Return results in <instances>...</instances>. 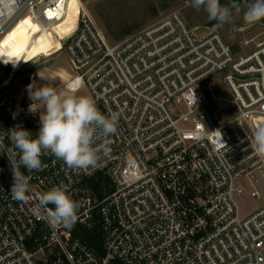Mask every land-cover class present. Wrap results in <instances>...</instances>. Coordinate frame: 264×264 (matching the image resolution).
<instances>
[{
    "label": "built area",
    "instance_id": "obj_1",
    "mask_svg": "<svg viewBox=\"0 0 264 264\" xmlns=\"http://www.w3.org/2000/svg\"><path fill=\"white\" fill-rule=\"evenodd\" d=\"M70 1L0 0V45L27 15L53 28ZM79 4L60 41L72 79L83 80L103 114H119L118 129L97 167L72 169L51 154L38 171L21 166L23 202L10 193L19 149L0 133V264H264V203L243 214L239 201L246 184L263 196L264 159L249 145L264 124V39L236 51L220 31L201 32L176 10L113 44ZM11 78L0 69V105ZM99 173L114 184L102 197L88 185ZM59 185L80 205L75 223L92 228L98 214L105 256L41 204Z\"/></svg>",
    "mask_w": 264,
    "mask_h": 264
},
{
    "label": "clouds",
    "instance_id": "obj_2",
    "mask_svg": "<svg viewBox=\"0 0 264 264\" xmlns=\"http://www.w3.org/2000/svg\"><path fill=\"white\" fill-rule=\"evenodd\" d=\"M191 6L197 11L203 9L208 18L220 26L231 24L234 14L241 11L237 3L222 5L220 0H191ZM243 19L249 24L264 20V0H254L244 10ZM3 62H11L14 66L17 63ZM83 86L79 77L68 81L63 90L48 85H28L30 99L33 103L39 102L42 111L35 138L23 127L11 129V139L19 149V164H12L11 168L10 193L15 200L29 199V177L20 171V167L28 172L38 171L42 167L41 157L46 154L54 155L76 170L99 166L100 153L108 150V138L117 132L120 117L116 112L103 114L93 97L79 94ZM32 105L30 111H33ZM98 141L102 143L98 144ZM249 146L254 155L264 159V124L255 127ZM40 202L54 206L51 210L54 221L65 226L75 223L80 205L68 194L65 185L54 186L42 193Z\"/></svg>",
    "mask_w": 264,
    "mask_h": 264
},
{
    "label": "rangeland",
    "instance_id": "obj_3",
    "mask_svg": "<svg viewBox=\"0 0 264 264\" xmlns=\"http://www.w3.org/2000/svg\"><path fill=\"white\" fill-rule=\"evenodd\" d=\"M77 1V4L80 6L79 0ZM106 1L81 0L84 8L90 12L95 22L105 32L108 40L115 44L118 41L113 38L99 16L100 6ZM162 2H165L164 6ZM237 4L240 6L241 11L234 14L231 24L223 26L218 25V23L209 25L207 13L203 9L199 11L195 10L191 6V0H115L113 7L121 12V16L126 18L128 25L134 26L141 19L145 18V21L137 30L150 25L173 11L181 10L192 26H199L198 30L201 32L207 30L206 26L220 31L226 41L238 51L249 48L248 46L241 47L243 46L242 42L246 40H252L250 46H253L254 42L264 39V20L253 24L246 23L243 19V12L250 4L241 2ZM153 6L157 8V13L154 16L150 13V9ZM111 13L117 12L112 10ZM187 13H189V16ZM75 19L74 14H72L68 21L61 25L64 33L68 29V26L76 21ZM39 30L41 31L33 23L25 20L18 28L19 34L16 31H12L0 45V58L4 61L17 62V67L11 62H3L10 66L11 71L9 76L12 74V78L3 88L1 97L3 103L0 105V110H2L6 118H9L12 114V119L9 121L10 126H6L4 131H0V133L2 136L9 137L10 139L11 129L20 126L26 119L36 120L42 111L39 102H36L35 105V102L33 103L30 99L28 85L34 83L37 87L48 85L58 90H63V85L55 78L54 73L58 69L70 71L73 68L64 43L62 41L59 43V40L53 33L51 35H43L39 33ZM31 34H34V36L28 39ZM84 87L80 90L79 94L90 95L89 89L86 86ZM30 105H32L33 111L29 110ZM212 107L215 109L217 106L213 105ZM218 107L217 111L223 113L226 105L223 108L219 107V110ZM14 114L15 118H13ZM11 143L14 144L12 139ZM259 189L263 192V196L260 199L254 196V189L250 184H246V194L239 199L243 214L259 208L264 203V185H259Z\"/></svg>",
    "mask_w": 264,
    "mask_h": 264
},
{
    "label": "trees",
    "instance_id": "obj_4",
    "mask_svg": "<svg viewBox=\"0 0 264 264\" xmlns=\"http://www.w3.org/2000/svg\"><path fill=\"white\" fill-rule=\"evenodd\" d=\"M115 0H107L104 2L100 7L99 10V16L102 19L104 25L110 32V34L113 36V38L116 41H121L125 39L127 36L133 34L136 32L135 30L139 29L141 27V24L145 21V18L141 19L139 22L136 23V25H128L126 22V18L121 16V12L114 9L113 4ZM238 0H234L233 2H229L226 0H223L220 2L222 5H231L232 3H238ZM77 0H71L68 15L56 25L55 32H57L58 36L64 37L66 34H69L72 32V30L76 26L78 13H79V5L77 4ZM165 2H162V5L164 6ZM112 10H115L117 13H111ZM150 13L152 16L156 15L157 8L153 6L150 9ZM74 14V18H76L75 22L68 26V29L64 33L62 31L61 25L65 24L68 19L71 17V15ZM189 16V13H187ZM209 25H215L217 24V21L215 20H208ZM43 30H41L39 33L42 34ZM0 69L2 70L4 78L9 76V73L11 71L10 66L7 64L0 63ZM16 74V73H14ZM40 116H37L35 119H26L19 127H23L26 130H29L32 133V136L34 137L37 134V129L40 125ZM12 119V114L9 118H6L2 110H0V131H4V128L6 126H10V120ZM38 123V125H37ZM6 141L10 144L11 139L9 137H6ZM1 152V148H0ZM88 185L91 189L95 191L97 196L102 197L112 191L114 189V184L111 180V178L105 174V173H99L98 175L92 177L88 181ZM74 235L80 237L84 242H86L98 255L105 256V250L102 243V232H101V222H99V216L96 214V222L93 225L92 228H85L82 225L75 223L74 224ZM110 264H123L122 262L112 259L110 261Z\"/></svg>",
    "mask_w": 264,
    "mask_h": 264
},
{
    "label": "bare ground",
    "instance_id": "obj_5",
    "mask_svg": "<svg viewBox=\"0 0 264 264\" xmlns=\"http://www.w3.org/2000/svg\"><path fill=\"white\" fill-rule=\"evenodd\" d=\"M68 15V14H67ZM25 20H28L29 22L33 23L38 29L40 28L41 30H43L42 34L43 35H51L52 33L57 37V39L59 40V43H61L60 41V36H58L57 32H55V28H56V25L53 27V28H48V29H45V28H41L38 24H36L32 18L30 16H25L23 17L20 21H18L14 26L13 28L8 32V34H6V36L2 39V42L4 41V39L12 32V31H16L18 33V28L19 26L25 21ZM40 31V30H39ZM19 34V33H18ZM32 36H34V34H31L29 38H31ZM2 44V43H1ZM15 67H17V64H15Z\"/></svg>",
    "mask_w": 264,
    "mask_h": 264
},
{
    "label": "crops",
    "instance_id": "obj_6",
    "mask_svg": "<svg viewBox=\"0 0 264 264\" xmlns=\"http://www.w3.org/2000/svg\"><path fill=\"white\" fill-rule=\"evenodd\" d=\"M74 75H75V73H74L73 68L70 71H66L64 69H58L54 73L55 78H57L60 81V83H61V85H63V87H65V84L68 81H70L74 77ZM83 88H85V87L83 86ZM88 96H90V95H88ZM34 104L36 105V102Z\"/></svg>",
    "mask_w": 264,
    "mask_h": 264
}]
</instances>
